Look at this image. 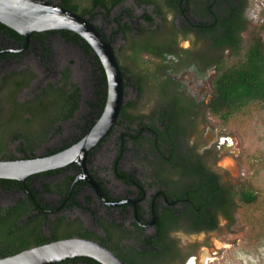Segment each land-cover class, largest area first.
<instances>
[{
  "label": "flooded vegetation",
  "instance_id": "obj_1",
  "mask_svg": "<svg viewBox=\"0 0 264 264\" xmlns=\"http://www.w3.org/2000/svg\"><path fill=\"white\" fill-rule=\"evenodd\" d=\"M46 1L59 5L62 0ZM70 1L81 7L84 2L83 0ZM128 1L134 6H127ZM254 2L255 0H123L112 8L108 15L105 9L97 8L91 21L104 36H107L116 56L119 53V49L114 47L116 37L120 36L128 43L126 60L134 68V73L127 71L120 55L117 57L124 74L122 108L127 106V115L125 118L119 115L110 133L89 153L83 166L75 162L30 175L23 182L14 180V185L1 184L2 214L6 215V211L14 206L30 203L32 209L24 213L26 215L24 221L27 219L25 225H30L28 217L31 216V227L22 230L30 229L31 231V228L42 223V234L49 237L52 236L53 231L62 233L61 231L66 228L74 231L79 225H83L85 229L95 234L105 236L106 232L101 224L106 219L111 224L114 223V230L111 229L112 240L117 239L118 224L121 226L119 231L123 236L120 242L126 246H134L137 250L149 248L150 245L145 244L146 241L135 240V237L140 238L141 235L136 232L133 236V230H141L146 237L157 238L162 236V231L170 228V235L161 239L154 251L163 250L160 244L165 246V244L175 243L173 246L179 253L172 252V249L162 252L163 258L167 259L166 264L178 261L183 264H198L197 260H201L199 251L207 244L206 240H203L204 244L190 243L187 252L180 247L179 238L173 234L195 232L204 238L206 233L221 229L220 220L230 223L235 220H230L225 215L224 209H221L224 202L215 204L210 200L211 187H204V190L198 193L200 198L205 197L207 212L197 206L199 203H196V200L193 202L188 197L190 190L194 191L199 181L204 182L211 178H214L219 192L227 194L228 191L226 181L214 171L213 156L216 154L217 157L218 154L227 150L232 146V141L228 134H220L215 140L214 119L226 120L213 111L210 105L214 99V83L209 89L205 83L207 75L213 71L216 64L218 65L221 56L224 52H228V49L216 46L217 42L213 41L212 36L219 33H214L212 27L211 30H206L205 27L216 25L224 16L228 18L236 11L238 17H241L239 20L241 23L237 25L246 26L244 30H238L236 33L239 38L238 45L242 47L243 44H247L248 46L254 40L244 42L242 34L249 25L247 16L255 11ZM90 3L91 0H88L89 5ZM141 7L142 9L150 7L151 10L150 13L141 10L139 19L144 27L136 28L141 23L137 24L138 21H134V15L135 11ZM116 8L121 9V13L113 16L112 13ZM170 15L172 19L169 18ZM97 16H102L107 23L114 24L115 30L106 32L103 27L94 22ZM147 16H152L153 25L148 24ZM118 19H121V24L127 22L134 28L129 31L130 34L126 30V37H123L121 29L118 30L116 23ZM151 29L155 32H151ZM224 33V31L221 32V34ZM72 35L75 33L72 32ZM132 38L138 41L139 47L136 49L132 48ZM150 39L153 41L155 39L158 45L166 43V48L159 49L158 53L151 51L150 48L145 49L143 43ZM185 39L191 40L189 49H182L179 46V42ZM170 41L177 42L176 47L172 46ZM144 56H149L153 64L142 59ZM79 59L87 61L90 72L86 81L89 85L88 90L92 87V92L88 95H92L94 99L87 101V110L81 114L83 125L72 128L77 134L71 136L69 140L61 141L56 147L46 148L41 155L66 149L89 132L105 107L106 99L104 102L103 92L107 94V85L105 86L103 78L106 79V76L92 48L86 52L72 36L60 30L33 32L27 40L23 36L16 38L0 29L1 104L7 99L5 90L13 78L24 85L19 88L16 95V97L21 95V101L30 100L36 96L47 97L45 94H48L47 90L52 86L75 97L79 96L78 104L72 114L68 118H60L59 124L71 120L77 113H81L80 105L84 93V86L81 87L77 79L80 70L74 64V61ZM43 73H46L48 79L57 76L54 81H47L41 79V76L44 77ZM137 77L143 78L144 85L142 84L140 93L136 82ZM41 81L45 82L39 83L37 87L38 82ZM130 82L131 85L133 83L135 90V97L132 100L126 99V89L131 86ZM165 85L166 88L163 89ZM143 98H145L144 109L137 111ZM129 115L137 116L138 119L131 124ZM1 116L4 114L2 113ZM29 116L28 113L18 117ZM123 123L129 127H124ZM154 124L158 132L153 128ZM60 132H62L61 126ZM159 134L166 140V144L160 143L158 146L146 139L147 137L153 139ZM138 139H140L139 142ZM110 140L114 153L112 158L107 160L100 157V153ZM18 146L14 150V154L17 151L16 159L13 160L30 156L25 146L21 143ZM162 148H167L166 155L161 151ZM35 155H37L36 152ZM86 176L93 178L99 184L108 202L99 196L95 188L84 178ZM17 210L19 214V211H22V209ZM171 214L174 218L172 221L164 225L159 224L160 220L164 221ZM59 223L60 227L56 228ZM72 237L80 236L69 235L57 240ZM34 246L38 244L30 247ZM206 248L209 251L212 250L211 247Z\"/></svg>",
  "mask_w": 264,
  "mask_h": 264
},
{
  "label": "trees",
  "instance_id": "obj_2",
  "mask_svg": "<svg viewBox=\"0 0 264 264\" xmlns=\"http://www.w3.org/2000/svg\"><path fill=\"white\" fill-rule=\"evenodd\" d=\"M121 1L123 0H91L90 5L88 4L87 6L81 7L76 3L71 2L70 0H62L59 2V5H62L63 7L68 8L69 10L76 12L86 18H88L87 16L89 15L90 17L88 19L92 20L97 8L105 9L108 15L112 8H114ZM146 18L149 21L148 24H154L152 16H147ZM240 18L241 17H238V14H236L235 11V13H233V15L228 18L227 16H224L222 20L218 21L216 25H209L205 27L206 30H211L212 27L214 33H219L218 35L212 36V39L213 41L217 42L216 46L222 47V49L227 48L228 50H226L228 51L230 56H236L240 53L241 45H238L237 41L239 40V38L236 36V33L238 32V30H244L246 28V26L243 24L242 26L237 25L241 23L239 21ZM120 22L121 19L116 20L118 30L121 29L123 32V37H126V32L128 31L129 33V31L133 30L134 28L127 22L124 24H121ZM243 22L245 23L244 19ZM0 29L12 36H15L16 38H21V35L19 33L2 23H0ZM60 31L68 36H72L75 41L80 43V45L85 49L86 52H89V50L91 49L90 45L78 34L75 33V35H72V31L69 30ZM150 31L155 32V30L153 29H151ZM222 31H224L225 33L221 34ZM105 38L108 40L107 36H105ZM134 39L135 38H132L131 43L132 48L136 49L137 47H139V44L137 43L138 41L136 42ZM170 43L175 47L177 45V42L170 41ZM165 46L166 43L165 45H158L155 39L154 41L153 39H150L148 41H144L143 43V47H145V49L150 48V50L155 53H158L159 49L166 48ZM100 68L103 72L102 65H100ZM133 69L134 68L131 66L130 68H127V71L133 74ZM103 79L105 80L106 86L105 77ZM136 82L140 93L141 86L143 84V78L137 77ZM23 86V83L16 80V78H13V81L5 90V96L7 98L5 102L12 105L9 109V112L5 113L4 106H2L0 103V160L16 159L14 152L12 150H9L8 148V142L10 141V139H12V137L13 139L15 138L16 140H20L21 144L25 146L26 149L30 152V156H24L22 158L33 157L35 155L37 147L40 144L47 141L50 137H52V135L60 132V118H68L78 104L79 96L75 97V95L62 92L61 89H54L52 86H50L51 88L47 90L48 94H45L47 97L36 96L35 98H32L30 100H25L22 102L17 101L16 95L19 92V88H22ZM162 88L165 89L166 85ZM103 93L105 102L107 94L106 92ZM256 103L264 104V42L260 39L254 40L248 46H246V49L243 55L239 58V61L235 62L234 64H230L229 66L221 67V72L219 75H217L214 81V99L210 105L213 111L219 113L223 118L226 119L228 118V116H233L234 114L243 111L246 107L251 106L252 104L254 105ZM49 106H51V109L48 108ZM126 107L127 106H124L121 110L120 117L122 118H125V116L127 115ZM6 111H8V109H6ZM2 113L5 114L4 116L6 117L1 116ZM28 113L30 114L29 117H18L20 115H25ZM129 118V123L131 124H133L135 120L138 119L137 116L130 115ZM18 120L20 128L15 127V125H17L18 123ZM12 123H14V125ZM122 125H124V127L126 128L129 127L124 123ZM14 128H16V130H14ZM153 128L158 132L155 124L153 125ZM146 139L150 140V142L158 144V146L160 145V143L166 144V140L163 139L161 134L157 135L153 139H150L148 137ZM139 141L140 139H138V142ZM161 151L165 155L168 153L167 148H162ZM55 152H50L45 155ZM1 184L14 185L15 181L9 179H0V185ZM215 184L216 183L214 178H211L204 182L199 181L196 184L197 188L194 191L190 190L191 193L188 195V197H190L193 202L196 200L197 202H195L199 203L197 204V206H199L204 212L208 211V208L206 207L207 203L204 202L205 197L203 196L200 198L198 196V193L202 192V190H204V187H211L209 196L211 198L210 200L212 202L214 201L213 203L217 204L221 203V201L225 203L223 206H221V209H224L223 211L225 215L230 220H234L232 212L237 208V196L238 200L242 201L244 204L255 203L257 201V196L251 190L241 189L239 192L233 193V189H231L227 185L228 191L226 194L222 191L219 192ZM17 209H22V211H19L20 214L16 212L18 211ZM31 209V204L28 203L27 205L23 204L20 206L12 207L9 211H6V215L2 214V211L0 210V256L13 255L17 252H20L21 250L29 248L32 245L44 244L69 235H76L102 243L103 245L110 248L114 253H116V255H118L126 264H166L165 262L167 259L163 258L162 252H166L169 249H172V252L179 253L176 251V247L173 246L175 245V243L165 244V246L160 244L163 250L159 252L154 251V248L160 243V240L164 239V237H166L167 235H170V228L168 230H165L164 232L162 231V236L157 238H154L153 236L146 237L141 230H133V236L136 232H139V234L141 235L140 238L135 237V240L143 242L146 241L145 244L150 245L149 248H144L141 250H137V248L134 246H126L124 243L120 242L123 236H121L122 233L119 231L121 226H118V224L117 239L115 241L112 240L111 229H113L114 223H112V225L110 221L106 219L101 224L105 229V236L95 234L85 229L83 225H79V227H76L74 231H70L67 228L62 230V233H59V231H53L51 237L42 234V223H38L35 227L31 228V231H29L30 229L28 231H23L22 229L31 227V216L28 217L30 220V223L28 222V224L30 225H25L27 219L26 221H24V219L26 218V215H24V213H27ZM171 216L172 214L168 215L167 218L164 219V221L160 220L159 224L164 225V223H169L174 219ZM134 225L136 226L135 223ZM59 227L60 223L56 225V228ZM79 262H83L85 264H100L94 259L85 257L73 258L57 264H78Z\"/></svg>",
  "mask_w": 264,
  "mask_h": 264
},
{
  "label": "rangeland",
  "instance_id": "obj_3",
  "mask_svg": "<svg viewBox=\"0 0 264 264\" xmlns=\"http://www.w3.org/2000/svg\"><path fill=\"white\" fill-rule=\"evenodd\" d=\"M83 1V4H81L82 7L87 6L88 0ZM253 4L255 5V11L249 13V16H247L249 25H247V29L242 34V40L244 42H251L260 39L264 42V0H255ZM127 6L132 7L134 5L132 2L128 1ZM141 10L150 13L151 8L144 7L142 9L141 7L135 11L134 21H138L137 24L141 23V25L136 28H141V26L144 27L139 19ZM119 13H121V9L116 8L112 15H119ZM169 18L172 19V16L170 15ZM94 22L103 27L106 32L111 29L115 30V25L107 23L102 16H97ZM114 43V47L119 49L118 55H120L123 65L130 68V62L128 63L126 60L128 49L127 41L117 36ZM190 44V39L181 40L179 42V46L182 49H189ZM246 46L247 44H243L240 48L239 55L236 56H230L228 52H224L218 65H213V71L206 77L205 83L208 89L213 87L217 75L221 72V67L229 66L239 61ZM142 59L148 60L150 64H153L149 56H144ZM74 64L80 70L77 78L78 84L81 87L84 86V93L82 94L83 100L80 105L81 113H77L71 120L61 123L62 132L52 135L44 144H40L36 149V154L38 156H41L46 148L56 147L61 141L69 140L71 136L77 134L72 128L74 126L83 125L81 114L85 113L87 110V101L94 99L92 95H88L89 92H92V87L88 90L89 85L86 81L90 72L87 61L79 59L76 62L74 61ZM43 75L44 77L41 76V79L47 81H54L57 76L55 75L51 79H48L46 73H43ZM177 75H179V73ZM44 82L45 81L38 82L37 87L39 83L43 84ZM132 85L126 89V99L129 100L135 97V90ZM211 93L213 94V89ZM25 94L23 95L26 96ZM20 96L21 95L16 99L22 102ZM144 101L145 98L141 99V104L137 111H143ZM1 105L4 106L5 113L9 112L12 106L6 102ZM48 108L51 109V106ZM6 109H8V111H6ZM214 120L213 123H215L216 126V128L213 126L215 140L218 139L220 134H228L232 141V146L227 150L220 155L218 154L217 157L215 156L216 154H214V171L226 181V184H228L231 189H233V193L239 192L241 189L251 190L257 196V201L255 203L244 204L242 201L238 200L237 196V208L232 212L233 219L235 220L232 223L220 220L221 229L206 233L204 238H202L201 234L195 232H175L173 236L179 238L178 242L180 243V247L187 252L190 243L198 244L199 242L204 244L203 240H206L207 244L201 247L199 251V258H201V260H197L198 264H264V104H252L243 111L233 116H228V118L225 119L226 121L220 118H215ZM17 122L15 127L20 128L19 120ZM14 130H16V128H14ZM19 143H21L20 140L13 139L12 137L8 142L9 150L14 152V150L19 147ZM16 153L17 151H15V154ZM113 153L114 148L111 146L110 140L107 146L102 149L100 157L110 160ZM206 247H211L212 250L209 251ZM173 264L183 263L178 261Z\"/></svg>",
  "mask_w": 264,
  "mask_h": 264
},
{
  "label": "water",
  "instance_id": "obj_4",
  "mask_svg": "<svg viewBox=\"0 0 264 264\" xmlns=\"http://www.w3.org/2000/svg\"><path fill=\"white\" fill-rule=\"evenodd\" d=\"M0 23L27 40L33 32L69 30L85 40L97 55L106 76V103L100 118L78 142L48 156L0 160V179L23 182L28 176L72 163L85 164L89 153L110 133L124 103V74L113 45L88 18L46 0H0ZM99 196L108 198L91 177H84ZM91 258L100 264H126L110 248L98 241L72 237L27 248L0 257V264H57L73 258Z\"/></svg>",
  "mask_w": 264,
  "mask_h": 264
},
{
  "label": "clouds",
  "instance_id": "obj_5",
  "mask_svg": "<svg viewBox=\"0 0 264 264\" xmlns=\"http://www.w3.org/2000/svg\"><path fill=\"white\" fill-rule=\"evenodd\" d=\"M61 151V150H60ZM56 152H59V151H56ZM55 152V153H56ZM52 154H54V153H52ZM52 154H48V155H52ZM48 155H41V156H48ZM36 156H38V155H34L33 157H29V158H34V157H36ZM26 159V158H25ZM27 249V248H26ZM25 250V249H24ZM14 255V254H13ZM10 256V255H9ZM3 257H6V256H3Z\"/></svg>",
  "mask_w": 264,
  "mask_h": 264
}]
</instances>
